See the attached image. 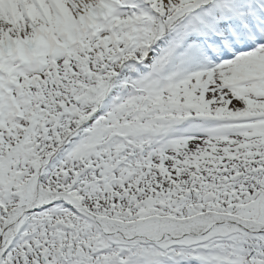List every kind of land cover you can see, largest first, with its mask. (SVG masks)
<instances>
[{
	"label": "snow or ice",
	"instance_id": "6c2138e0",
	"mask_svg": "<svg viewBox=\"0 0 264 264\" xmlns=\"http://www.w3.org/2000/svg\"><path fill=\"white\" fill-rule=\"evenodd\" d=\"M0 264H264V0H0Z\"/></svg>",
	"mask_w": 264,
	"mask_h": 264
}]
</instances>
